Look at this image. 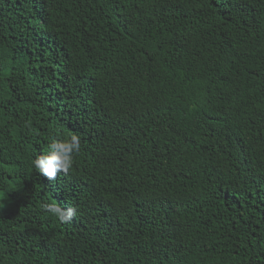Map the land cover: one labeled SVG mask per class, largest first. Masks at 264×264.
<instances>
[{
	"label": "trees",
	"instance_id": "1",
	"mask_svg": "<svg viewBox=\"0 0 264 264\" xmlns=\"http://www.w3.org/2000/svg\"><path fill=\"white\" fill-rule=\"evenodd\" d=\"M0 264H264V0H0Z\"/></svg>",
	"mask_w": 264,
	"mask_h": 264
},
{
	"label": "clouds",
	"instance_id": "2",
	"mask_svg": "<svg viewBox=\"0 0 264 264\" xmlns=\"http://www.w3.org/2000/svg\"><path fill=\"white\" fill-rule=\"evenodd\" d=\"M80 151L81 138L78 135L71 134L64 139H54L47 152L34 159L33 166L42 177L54 181L58 174L69 173ZM41 209L62 224L71 222L77 211L74 207L62 208L55 203H43Z\"/></svg>",
	"mask_w": 264,
	"mask_h": 264
}]
</instances>
